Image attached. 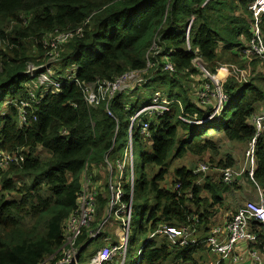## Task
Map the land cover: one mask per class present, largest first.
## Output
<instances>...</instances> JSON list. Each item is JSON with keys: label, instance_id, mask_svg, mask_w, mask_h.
I'll use <instances>...</instances> for the list:
<instances>
[{"label": "trees", "instance_id": "1", "mask_svg": "<svg viewBox=\"0 0 264 264\" xmlns=\"http://www.w3.org/2000/svg\"><path fill=\"white\" fill-rule=\"evenodd\" d=\"M254 1L0 0V44H4L0 91L14 86L8 100H16V106H9L11 112L0 116V152L25 157L21 163L0 167V264H45V258L58 252L64 243V226L79 207L87 177L101 217L114 190L124 192V203L133 196L125 264H203L195 260L194 253L205 248L200 241L210 233L212 205L222 203L231 188L240 189L239 180L228 185L209 175L198 185L193 169L180 166L173 170L172 164L188 154L218 153V136L246 144L255 136L252 117L259 113V104H264V65L257 56L242 53L252 36L250 7ZM261 29L264 36V13ZM70 30L81 33L59 46L60 66L64 70L77 67L81 83L145 70L148 51L158 43L160 51L150 57L153 66L145 76L148 85L164 90L161 97L169 101L170 110L141 116L150 123L149 138L141 133L140 119L134 123L133 158L123 172L128 168L130 176L121 182L103 179L100 167L106 166L109 152L114 166L118 156L111 159L110 155L120 130L127 138L124 152L130 153L131 118L154 97L130 101L124 92L109 104L91 107L81 87L73 83L59 92L50 91L36 103L29 86L22 83L29 77L22 74L27 61L36 60L34 50L43 55L35 61L40 63L51 48L44 46L45 39ZM197 61L215 76V82ZM167 63L174 66V73L164 69ZM195 76L203 78L197 93L187 82ZM22 102L29 103L25 124L19 122ZM256 162L254 180L248 173L242 178L264 190V132L258 138ZM235 164L234 157L226 155L218 168H234ZM104 180L107 184L102 185ZM178 182L182 186L176 189ZM206 192L210 197L204 196ZM119 217L125 231L126 213ZM96 224L85 228L77 241L86 256L83 260L107 245L104 239L109 235L104 231L99 237L102 244L97 245L100 251L90 248L95 240L90 241L89 230ZM162 225L204 229L195 232L196 245L167 240L157 246L148 238ZM137 232L143 241L133 248ZM257 247L264 252V230L259 231Z\"/></svg>", "mask_w": 264, "mask_h": 264}, {"label": "built area", "instance_id": "2", "mask_svg": "<svg viewBox=\"0 0 264 264\" xmlns=\"http://www.w3.org/2000/svg\"><path fill=\"white\" fill-rule=\"evenodd\" d=\"M250 9L253 12V18L251 24L252 36L244 47L242 53L244 55L257 56L262 65H264V36L261 29V15L264 13V0H255ZM187 28V35L189 34L190 27ZM75 33H81V30H70L63 34H52L44 41V46H50V50L46 52L45 57L42 58V63L38 67L31 68L23 71L22 74L29 75L32 78H38L41 83V95H36L35 91L29 90V94L33 101L40 102V98L48 94L50 91L59 92L60 89L67 84H78L84 95L86 103L91 107H97L101 103L105 102L109 104L118 94L124 92H133L139 89L143 84H146L148 79L145 76L148 69L153 66L150 57L153 54L159 53L158 43L155 41L151 49L148 51L147 56V68L145 70H130L116 77L113 80H96L89 83H81L77 77L76 69L64 70L59 67L58 63L61 60V54L59 46L62 43L71 39ZM191 51V47L188 46ZM53 62L55 65L51 66ZM50 64L48 67L47 65ZM199 67L203 70L207 77H210L214 82L215 76L212 75L204 66L201 61H197ZM203 65V66H202ZM52 67L54 70H52ZM31 68V69H30ZM164 69L174 73L176 70L171 63H167ZM61 71L60 73L58 71ZM204 96V95H203ZM16 103L15 101H9L7 107ZM29 103L22 102L20 106V124L28 122L27 107ZM170 110L169 101L162 99L161 93H156L153 102L141 109L131 118L129 147L131 149V155L133 158V137L132 129L137 119H140L141 133L147 138L151 136L149 133L150 123L147 120H142L141 116L144 114H157L163 115ZM107 111L110 115H113L109 108ZM36 117L34 116V119ZM252 124L255 128V136L251 139L246 147L245 163L241 167L239 172L234 171L233 168L223 169L221 171L222 180L224 183L230 185L235 182L237 177L243 176L245 173L250 175L253 179L254 172L257 167V143L259 136L264 132V110L256 113L252 117ZM110 153V152H109ZM109 153L105 156V164L111 170L115 169L117 172L123 174L124 164L120 158L113 162L109 159ZM131 158V160H132ZM25 159L24 155L18 152L8 153L0 152V167H7L10 164L21 163ZM210 170L209 164L206 161L200 162L195 169L194 174L199 178L196 181L198 185L201 184V178ZM111 178V177H110ZM113 178H111V181ZM116 183V182H115ZM90 178H86L83 184V189L80 195V204L76 212H74L66 222L64 226V243L61 248L55 254L45 258L43 263L47 264H102L112 258L116 254H124L126 256L129 244V232H130V220L132 213L133 196L128 203H124L122 200L125 196L124 192L119 189L113 191L111 202L104 216L97 220V198L95 193L89 191ZM182 186L181 182H178L176 189ZM259 189L260 200L247 201L242 206L237 208L225 221L224 225L214 226L210 230V234L206 236L200 243L208 248L211 252L218 255L216 262H210V264H221L223 260L232 258L235 261H243V264H264V252L257 247L259 240V231L264 230V190L256 185ZM114 189V185H112ZM122 213H126L124 219L125 235L121 242H114L110 236H107L104 240L107 245L87 260H83L82 244L77 243L78 239L83 233L85 228L92 227L95 222L96 226L89 230L90 241L97 240L100 235L105 231L106 224L112 216L116 214L121 216ZM257 222V223H256ZM196 227L182 226V227H170L168 225H162L153 233L150 234L149 240H155L160 235L168 236L169 240L176 245H187L198 243L195 232ZM244 251V257L236 254V250L241 249Z\"/></svg>", "mask_w": 264, "mask_h": 264}, {"label": "rangeland", "instance_id": "3", "mask_svg": "<svg viewBox=\"0 0 264 264\" xmlns=\"http://www.w3.org/2000/svg\"><path fill=\"white\" fill-rule=\"evenodd\" d=\"M150 34H151V32H149L146 35L145 39H148ZM3 46H4V44L1 43L0 49L3 48ZM34 56L36 57L35 61H37L39 56L41 57L43 55L38 50H34ZM35 61L33 59H29L27 61V68L25 71L29 70L28 65H32L31 68H33V67H38V66H35V64L39 65L42 63V59H41L40 63H36ZM50 64L51 63H49L47 66L49 67ZM55 64H56V62H53L51 64V66H53ZM58 65H59V67H61L60 62L58 63ZM0 70H1V62H0ZM52 70H54L53 67H52ZM27 76H29V75H27ZM196 77L197 76H195V78L192 77L191 81H187V82H188L189 87L193 88V86H194L196 88L195 92L197 93V87L200 88V84H201V81L203 80V78L198 76L199 79H197ZM194 82H196L195 85H194ZM22 83L26 86H29V88L31 90L35 91L37 96H40L42 94L41 93L42 87L40 86L41 83L38 80V78H32L31 76H29L27 78L25 77L24 81H22ZM12 90H14V86L11 87L9 90L0 91V116H2L4 114H9L11 112L10 107H7V103L9 101L8 99H10V93ZM163 92H164L163 89H161V88L155 89L152 83L150 85H148V83H147V86L145 84H143L139 87L138 90L130 92V93H126V98L129 99L130 101H132V100L138 99L142 96H150L151 95L154 97V95L156 93L163 94ZM193 94H194V92L192 91V95ZM12 106L14 107V106H16V104H13ZM18 108L20 111L21 107H18ZM262 110H264V104H262ZM216 140L219 141V143H220L218 153L208 152L202 157H198V156L188 154L187 156H185L182 159H176L173 161V164H172L173 170L175 169V167H180L181 165H186L190 169H195L198 162L206 161L209 164L210 169L212 170L210 174L212 176H216L219 178L221 175L222 169L220 170L218 168V163L222 159H224L227 154H230L236 159V162H237L236 166L233 169H234V171L239 172L241 167H239L238 165L244 163L245 156H246V150H247L246 149L247 144L246 143L242 144L243 142L241 143V142H233V141L224 140L220 136H218L216 138ZM126 141H127V138L125 137L123 130H120V132L118 134V140L116 142L115 152L110 155V158L113 159L115 157L114 154H117V156H118L117 158H120L122 160V162L124 164L123 172L125 171V168L128 166V164L131 162V158H132L131 152L130 153L124 152L125 146H126ZM40 151L44 152L45 150L40 149ZM136 155L138 157V164H139V162L141 160L139 150L136 151ZM100 168L102 169V171L104 173L103 179L106 176L109 178V181H111L110 180V177H111V178H113L114 182H116V183L121 182V180L125 179L127 176H130V170L128 168H127L126 172L124 173V175L121 174L120 172H117L115 169L111 170L107 166H103V168L102 167H100ZM117 175H118V177H117ZM173 176H174V171L172 172L171 177L170 178L168 177L167 180L169 181L170 179L173 178ZM246 181H247L246 179L242 180V182H243V184L241 185L242 188L247 186V185H245ZM248 183H249L248 184L249 191H254L255 185L250 183V182H248ZM105 184H107V180H104L102 183V185H105ZM230 191H232L230 193L231 198H232V196L233 197H239L243 193L241 190L234 189V188H231ZM239 204L240 203H238L234 207L237 208ZM101 218L102 217L100 216V214L96 217L97 220H99ZM121 222L123 223L122 218H120L116 214H112V216L108 220V223L106 224L105 232L112 238V240L114 242L122 241V237H124V235H125V231L122 228ZM201 229H204V228L200 227V230ZM198 232H199V230H198ZM140 239H141V236L137 232L136 237H135V241L132 245L133 248L138 244L139 245L142 244L143 239L141 241H140ZM167 240H169V238L166 235H160L157 238H155V242H156L157 246H162L164 244V242H167ZM101 244H102V240L99 238V239L92 242L90 248L91 249L94 248V250L100 251L99 247H98L99 250L97 249V245L99 246ZM94 250H92L91 252H93ZM210 252L211 251L208 248H204V250L195 252L194 253L195 260L198 262H201L203 264H210V262H212V261L216 262L219 258L218 255H216L214 253L212 254V252L211 253ZM211 258H213V260L210 261ZM125 260H126V256L124 254L123 255L122 254H116V255H113L110 260L103 262L102 264H125Z\"/></svg>", "mask_w": 264, "mask_h": 264}, {"label": "crops", "instance_id": "4", "mask_svg": "<svg viewBox=\"0 0 264 264\" xmlns=\"http://www.w3.org/2000/svg\"><path fill=\"white\" fill-rule=\"evenodd\" d=\"M261 110H262V104H259V106H258V112H260ZM222 139L227 140L225 138H222ZM233 142H236V141H233ZM242 144H244V143H242ZM219 145H220V143H219ZM227 155H230V154H227ZM199 163L200 162H198V164ZM244 163H245V160H244ZM244 163L239 164L238 166L239 167H242L244 165ZM236 164H237V162H236ZM236 164H235V166H236ZM181 166H186V165H181ZM211 171L212 170L210 169L209 172L206 173L204 176L211 175L210 174ZM217 178L218 177L215 176V179H217ZM219 179L222 180L221 175H220ZM243 179H245V178L244 177L242 178V176L241 177H238V180H239L238 181V186L240 188L239 190H241L243 192L241 196H239V197H233L232 196V198H231L230 193L232 191H229L228 193H225V195H224L225 198H224V201L222 203H219L217 205H212V209L214 211V215H212V217L210 218V224H209L210 230L213 229L214 226L224 225L225 224V221L229 218V216L237 208H239L240 206H242L245 202H247V201H255V202H258L260 200V194H259L258 187L255 185L254 186L255 187V190L254 191H249V187H248V184L249 183H248V181H246L245 182V185H247V186H245L244 188H242L241 185L243 184V182H242ZM202 182H204V179L201 178V183ZM204 196L210 197V195L207 192L204 194ZM238 203H240L239 204L240 206L238 205V207L236 206L237 208H235L234 206L237 205ZM193 216H194L195 219H197V217L195 215H193ZM196 228H197V231L200 229V227H196ZM209 234L210 233L208 231V233L206 234V236L209 235ZM212 254H213V252H212ZM236 254L237 255H241V257H244V251L242 250V248L236 250ZM211 260H213V258H211L210 261ZM221 264H243V261H237V260L235 261L232 258H228V259L223 260Z\"/></svg>", "mask_w": 264, "mask_h": 264}]
</instances>
